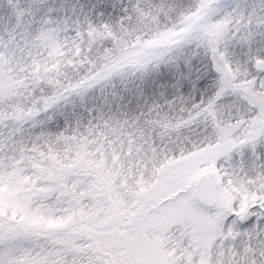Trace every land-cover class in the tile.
Segmentation results:
<instances>
[{"label": "snow or ice", "instance_id": "obj_1", "mask_svg": "<svg viewBox=\"0 0 264 264\" xmlns=\"http://www.w3.org/2000/svg\"><path fill=\"white\" fill-rule=\"evenodd\" d=\"M0 264H264V0H0Z\"/></svg>", "mask_w": 264, "mask_h": 264}]
</instances>
